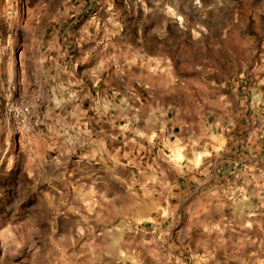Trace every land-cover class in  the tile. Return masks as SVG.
<instances>
[{"label": "rangeland", "instance_id": "374dc122", "mask_svg": "<svg viewBox=\"0 0 264 264\" xmlns=\"http://www.w3.org/2000/svg\"><path fill=\"white\" fill-rule=\"evenodd\" d=\"M67 51L119 85L164 87L169 117L198 118L236 87L264 102V0H0V264H264V164L181 194L138 169L130 193L77 165L87 138L17 123L15 101L44 114Z\"/></svg>", "mask_w": 264, "mask_h": 264}, {"label": "crops", "instance_id": "0c3cea01", "mask_svg": "<svg viewBox=\"0 0 264 264\" xmlns=\"http://www.w3.org/2000/svg\"><path fill=\"white\" fill-rule=\"evenodd\" d=\"M64 56L56 59L58 80L50 85L44 114L32 112L27 123L37 130L44 122L46 138L90 140L91 153L77 145L82 168L91 162L96 173L130 193L139 169L146 188L170 186L181 194L193 186H239L264 164V106L249 103L237 87L221 107L206 108L198 118L169 117L164 87L122 86L114 80L117 70L87 73V57ZM89 111L94 115L86 116Z\"/></svg>", "mask_w": 264, "mask_h": 264}, {"label": "built area", "instance_id": "2783aa9c", "mask_svg": "<svg viewBox=\"0 0 264 264\" xmlns=\"http://www.w3.org/2000/svg\"><path fill=\"white\" fill-rule=\"evenodd\" d=\"M256 104H261L264 106V102H261L259 98L256 101ZM12 106L14 111V118L17 120V123L19 125L24 124L31 113V106L28 104L20 103L18 101H15Z\"/></svg>", "mask_w": 264, "mask_h": 264}]
</instances>
